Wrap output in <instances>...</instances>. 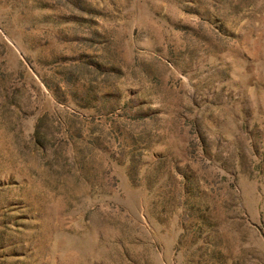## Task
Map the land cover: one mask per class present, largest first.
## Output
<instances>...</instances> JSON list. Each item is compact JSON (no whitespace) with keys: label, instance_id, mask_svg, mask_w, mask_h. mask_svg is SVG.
<instances>
[{"label":"rangeland","instance_id":"374dc122","mask_svg":"<svg viewBox=\"0 0 264 264\" xmlns=\"http://www.w3.org/2000/svg\"><path fill=\"white\" fill-rule=\"evenodd\" d=\"M0 264H264V0H0Z\"/></svg>","mask_w":264,"mask_h":264}]
</instances>
